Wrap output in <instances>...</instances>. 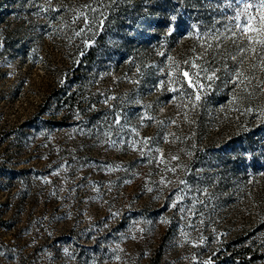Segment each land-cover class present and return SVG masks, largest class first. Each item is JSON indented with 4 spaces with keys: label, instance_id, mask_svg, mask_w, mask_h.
I'll return each instance as SVG.
<instances>
[{
    "label": "rangeland",
    "instance_id": "1",
    "mask_svg": "<svg viewBox=\"0 0 264 264\" xmlns=\"http://www.w3.org/2000/svg\"><path fill=\"white\" fill-rule=\"evenodd\" d=\"M240 6L0 0V264H264V48L228 31Z\"/></svg>",
    "mask_w": 264,
    "mask_h": 264
},
{
    "label": "snow or ice",
    "instance_id": "2",
    "mask_svg": "<svg viewBox=\"0 0 264 264\" xmlns=\"http://www.w3.org/2000/svg\"><path fill=\"white\" fill-rule=\"evenodd\" d=\"M236 2L241 5L239 9L236 11L234 17L232 18L235 23H233L228 31L231 33V35L235 38L238 36H243L246 33H248L247 39L249 42L253 44H258L262 48H264V23H260L264 21V0H236ZM91 8V6H88ZM255 7L256 12L259 14L258 16L252 15L251 11ZM92 11H95V9H92ZM104 13H100V18H94L93 19V26L95 27L97 25V22L99 23L100 26L103 25L104 23ZM243 17V20L241 19ZM88 17L85 16V20H87ZM176 21H177V16L173 15L169 18V24L167 25L168 32L171 33L172 31L176 30ZM253 21H257V26H253ZM87 27V24H86ZM91 30V29H89ZM81 31H84L83 29ZM252 32H258L259 33V38H254L253 35L251 34ZM80 33L78 32L77 35ZM220 34L217 32L216 36H219ZM235 42V40H234ZM242 51H249L248 46L246 45ZM251 51L255 52L256 48L253 47ZM192 67L195 68L197 65L192 64ZM204 73H207V69L202 70ZM215 74V70H213V76ZM193 77H196L195 80L192 78H189V72L184 71L183 72V78L187 79L188 82V87H191L193 89V93H188L187 94V102L192 105L193 108L197 106V102L200 101L201 99V89H203L205 86L204 84L200 83L199 77L200 73H193ZM237 77V82H240V76L241 73L237 72L235 73ZM208 79H212V76H208ZM182 83L183 81H177ZM118 119V118H117ZM107 135V133L105 134ZM144 145H147V141L145 140ZM176 159V157H174ZM55 174V173H53ZM183 183V181H182ZM174 206V205H173ZM115 215V214H113Z\"/></svg>",
    "mask_w": 264,
    "mask_h": 264
},
{
    "label": "trees",
    "instance_id": "3",
    "mask_svg": "<svg viewBox=\"0 0 264 264\" xmlns=\"http://www.w3.org/2000/svg\"><path fill=\"white\" fill-rule=\"evenodd\" d=\"M97 39L94 40V43H96ZM92 52H94V49H89L86 52L82 53L81 57H80V63L78 65H76V67L78 68V66H82L84 63H87L92 55ZM80 66V67H81Z\"/></svg>",
    "mask_w": 264,
    "mask_h": 264
}]
</instances>
